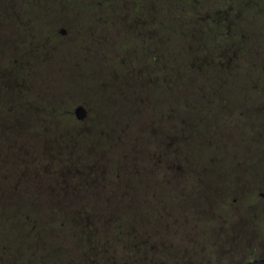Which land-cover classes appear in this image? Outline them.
Masks as SVG:
<instances>
[{
  "label": "rangeland",
  "instance_id": "rangeland-1",
  "mask_svg": "<svg viewBox=\"0 0 264 264\" xmlns=\"http://www.w3.org/2000/svg\"><path fill=\"white\" fill-rule=\"evenodd\" d=\"M110 3L118 15L108 14ZM125 3L0 0V36L7 35L12 47L27 35L38 37L29 48L31 51L18 58L12 68L18 77L26 78L28 95L36 104L26 108L28 121L15 119L6 138L0 141V200L7 205L14 202L11 211L16 213L12 218L20 220L22 213L31 216L32 228L27 234L17 226L10 230L12 245L0 249V264H90L104 256L105 244L114 247L108 253L111 258L115 251L122 258L126 254L136 257L138 250L121 246L132 245L139 229L169 244L188 243V234H195L199 228L195 227V218L189 217L190 211L201 210L207 201L210 203L206 200L209 195L222 194L220 180H232L235 164L240 166L237 174L246 179L247 191L257 185L256 192L238 195L236 202L233 197L222 207L220 199L215 209L228 214L229 209L244 211L255 207L261 233L257 239L264 241V185H260L264 184V9L230 11L228 18L231 12L241 14L235 28L229 27V22H223V27L214 22L219 18L218 11L209 9L210 16L203 25L196 21L187 25L168 23L160 26L157 37L145 43L147 38H140L136 24L123 19ZM18 7L27 15H21ZM221 11L224 16L226 10ZM181 12L177 10L176 14ZM196 14L192 11L189 17L195 18ZM187 16L185 11L184 17ZM59 23L78 28L81 38L62 39L52 34ZM192 27L197 32L190 34ZM221 30L225 32L224 39ZM240 32H244V38L238 37ZM148 46L160 52L161 64L168 66L155 74L150 86L142 73L132 69L140 65L142 51ZM221 46L238 51L235 55L233 51L228 53L231 66L237 65L227 73H219L216 67L205 69L206 72L191 68L221 65ZM195 55L200 57L194 58ZM120 60L117 71H110ZM4 61L0 55V65ZM17 76L8 78L11 87L20 84ZM212 98H228L231 105L242 103L241 110L249 109L241 119L235 117L232 124L219 111L222 118L215 131L209 126L212 118L204 121L207 126L188 124L191 110L185 101ZM78 105L88 110L85 121H78L74 115ZM15 114L20 115V111ZM42 114H50L47 133L35 117ZM165 134L178 136L175 144L178 146L180 139L189 154H182L184 160L213 162L210 174L200 172L204 181L193 190L165 179L159 180L161 190L155 191L153 179L145 177L151 167L139 170L142 148L147 153L156 149V143L167 139L163 138ZM44 140H48L49 156L45 172L41 170ZM241 163L257 167L243 170ZM81 164L92 169L96 166V185L92 183L94 172L88 169L87 176L82 174ZM143 183L147 184L148 193L154 190L156 195L151 205H140L135 199L143 192ZM92 219L96 221L91 225ZM206 225L202 223L203 227ZM197 234L200 236V231ZM181 250L168 247L164 252L173 258L181 255ZM245 252L253 257L264 253V249L247 248Z\"/></svg>",
  "mask_w": 264,
  "mask_h": 264
},
{
  "label": "flooded vegetation",
  "instance_id": "flooded-vegetation-1",
  "mask_svg": "<svg viewBox=\"0 0 264 264\" xmlns=\"http://www.w3.org/2000/svg\"><path fill=\"white\" fill-rule=\"evenodd\" d=\"M125 1L126 3L123 4L125 6V9H123L121 15L123 16V19L129 21L131 20V22H134L136 24L138 29L137 33L140 38L143 41H145L144 38H147L145 43L148 42L150 38L154 39L155 37H157L160 26H164L168 23H173L175 25H187L192 21H196L195 23H197L198 25H203L206 18L210 16L208 14L209 9H216L218 11L217 14L219 15V18L218 20L214 19V22H219L222 27L224 25L223 22H229L227 23V25L234 28L235 25L239 23L241 14L238 15L231 12L232 16L228 18V14L230 11H241L253 8L264 9V0ZM111 3L108 4V14L111 16L118 15L116 7L112 6ZM15 7H17V3L15 4ZM18 8H20L18 11L21 15H27V13L23 11V8ZM177 10L182 12L177 15ZM221 10H226L224 11V16L223 11ZM173 11L175 14L173 13ZM185 11H187L188 13L187 18L184 17ZM192 11L195 14L196 12H198L195 18L189 17V13H191ZM194 31L197 32V28L192 27L190 34H193ZM224 33V30H221L220 35L223 39ZM52 34L58 35L59 38L62 39L67 37L70 39L74 36L81 38V33L78 28L66 23H59L57 26H55V28L52 30ZM235 34L236 33L234 32V35ZM30 35H27V37L15 41L14 47H12V45L9 43V37L7 35L0 36V55L5 58L4 64L0 65V141L3 140V138H6V135L8 134L7 131H9L11 123H16L15 119L19 120L20 122H23L25 120L28 121V115L25 114L26 108H28L29 104H33V106L36 104V100L33 99V97H29L28 95V85L25 80L26 78L23 75L18 77L16 73L12 72L14 64L17 65V61H19L18 58L28 54L31 51V49L29 48H31L34 41L38 38L37 35ZM244 35V32H240L238 37L244 38ZM148 47L149 48H144L142 51L140 65L132 69L139 73H142L143 79L150 86L153 84L155 74H159L162 69H167L168 66L165 62L164 64H161L162 56L160 52H158L152 46ZM230 51H233V55H235V53L238 54V51L234 50V48L231 46L226 48L225 46H221V51H219L218 54V57L221 59V61L219 62L222 63L221 65L207 67H198L192 65L191 68L195 69L196 71L204 72L205 69L212 70L214 69L212 67H216L219 73L225 74L233 66L237 65L234 64L231 66L230 57L228 58V53ZM199 54L203 55L204 52ZM200 55H195L194 58H199ZM226 58L228 59L225 61ZM226 62H229V64H226ZM120 63H122L121 60L119 63H117V66L112 65L109 70L116 72ZM14 75H16L20 79V84L11 87L10 83L8 82V78L10 77L12 79V76ZM25 83L26 85H24ZM241 104L231 105L228 98H212L211 100H207L204 102L199 100L197 101L195 99L187 100L185 101L184 105L188 108V110H191L190 116L187 119V123L192 126L194 122L195 124H200V126H207L204 121L212 118V121L208 120L210 124L209 126L212 127V129L215 131L216 128H219L220 121L218 119L222 118V113L226 114L227 121L230 122V124L233 123L235 117L241 119V117L249 109L248 107L245 108V110H241ZM80 106H83L86 109L84 105H78L74 110V115L76 116L78 121H85L88 118L89 113L86 109V117L83 120L79 119L76 111ZM16 110L20 111V115L15 114ZM219 111H221L222 113H220ZM49 116L50 114L35 116L36 120L40 121L41 130L44 132L46 131V133L49 127ZM51 116H53L54 119L56 118L55 115ZM61 116L63 117L64 115L61 114ZM95 117L96 114L94 112L93 119H95ZM29 119L31 120V115ZM190 119H192V121H190ZM77 130L79 136V128ZM32 131L34 133V136H36V130L32 129ZM175 137L178 138V136H175L173 134H165L163 138L167 139L158 142V144L156 143V149L153 148L150 151L148 150L147 153L146 148H142L141 152L139 153V170L142 171L151 167L146 172V174L148 175H146L145 177L153 179L155 191L161 190L159 180L165 182V179H169L174 185H177L179 187L182 185H186L187 188L193 190L194 188H196V186L198 187L199 185H201L202 181H204L202 180L203 177L200 176V172L203 175L204 173L210 174L211 168L209 166L213 164L212 161L210 163L206 161H188L184 160L183 156L180 158L177 157L176 153L178 148L181 149V155L186 154L189 156V154H187V152L183 150L184 146L182 145V143H180V139H177V143H179L180 145V147H177V145L175 144ZM199 138L203 137L199 136ZM200 142L201 140L199 139L198 143ZM32 143H34V141H32ZM38 144L39 143H37V145ZM37 145L35 144L36 148H38ZM41 148H43L42 151L45 152V159L42 161L41 170L45 172L48 167L47 162L49 161L47 151L48 140H44L41 142ZM190 150H192V148H190ZM187 159L189 158L187 157ZM241 166L243 170L245 169L249 171L251 169H255L257 167V164H254V166H252L247 164L244 165V163L242 165L241 163ZM262 166L264 165H261V167ZM236 167L238 168V170L235 169ZM233 169L235 170V173L231 174L232 180L229 177L225 178V180L223 181L222 179L220 180L223 185L221 190L222 194L219 195V193H217V196L214 195L213 197L209 195L206 200H210V203L209 201H207L206 205H204L201 210L190 211L189 217L192 218L193 216L195 218V227H199L200 230L199 228H197L195 229V234H193V232H190L191 235H189L190 233L188 234V243L173 242V244H169L165 239L159 238V240H157L151 237L147 232L139 229L138 238L134 239V242L131 243L132 245L128 243L121 246H124L123 249L126 248V250H138V254L136 257H130L129 254H126V257L122 258L118 255V252L115 251V253H112L114 257L111 258V255H109L108 253L114 251V247L110 244H105L102 248L104 256L102 258L97 257L91 260L90 264H246L253 260L264 258V253L253 257H249V255L245 254V250L247 248L257 250V248L261 247L262 249H264V241L258 242L257 239L259 238V235L261 233L259 232V228L257 225L256 208L249 206V208L244 211H241L240 208L231 210L229 209L227 211L228 214L221 212L219 209H215L217 201L220 199H223L221 200L222 207L227 200H230L233 197H236L238 195H251L252 193L256 192L255 190L257 189V185L252 189L251 192L247 191V189L245 188L244 185L246 179L242 178V174H237L239 173L240 166H236L235 164V166L233 165ZM97 171L98 170L93 171L94 177L92 183L94 185H96L98 182L99 171ZM156 173H161L162 176L158 178L155 175ZM211 173H214V171H211ZM223 174L225 173L223 172ZM219 175L222 176L221 173H219ZM234 176L236 182L235 180H233ZM228 178L229 180H227ZM189 182L191 183V185L189 184ZM154 190L152 194L148 193L147 184L143 183V192L136 195L135 199L140 203V205H146L148 203L151 205L153 203V197H156ZM77 197H80V195ZM236 201H238L237 197L234 199V202ZM9 203L10 204L7 205V203H4L0 200V249H5L12 245L10 243L9 233L11 229L15 228V226L19 227L21 231L26 234L28 233L29 229L31 230L32 228V226L30 227L32 217L28 216V214L22 213L23 217L20 220L12 218V216L16 212L11 211L12 207H14V202ZM8 207H10V209H8ZM246 213H248V218ZM95 221L96 220L93 221L92 219L91 225L95 223ZM203 222L207 224L204 227L202 226ZM215 223L217 224V226L213 227ZM198 231H200V236H198L199 234H197ZM257 245L259 246L257 247ZM168 247L181 248V255L178 254V257L173 258L167 257L165 249H167ZM130 251H128V253H131Z\"/></svg>",
  "mask_w": 264,
  "mask_h": 264
},
{
  "label": "water",
  "instance_id": "water-1",
  "mask_svg": "<svg viewBox=\"0 0 264 264\" xmlns=\"http://www.w3.org/2000/svg\"><path fill=\"white\" fill-rule=\"evenodd\" d=\"M76 113H77L78 118L81 119V120H83L86 117V114H87L86 109L83 106H80L77 109ZM246 264H264V258L256 259V260H253V261L248 262Z\"/></svg>",
  "mask_w": 264,
  "mask_h": 264
},
{
  "label": "trees",
  "instance_id": "trees-1",
  "mask_svg": "<svg viewBox=\"0 0 264 264\" xmlns=\"http://www.w3.org/2000/svg\"><path fill=\"white\" fill-rule=\"evenodd\" d=\"M177 147H180V145L178 144V146ZM176 155H177V157H182V155H181V149H179L178 148V150H177V153H176ZM140 161V159L138 158V162ZM81 166L83 167V169L81 170V173L82 174H85L86 175V173H90V171L92 170V174H93V171L95 170V167L96 166H93V169H92V167L90 168V166H87V165H83V164H81ZM88 169H90V171L88 170ZM77 172V171H76ZM66 175V174H65ZM67 176V175H66ZM87 176V175H86Z\"/></svg>",
  "mask_w": 264,
  "mask_h": 264
}]
</instances>
